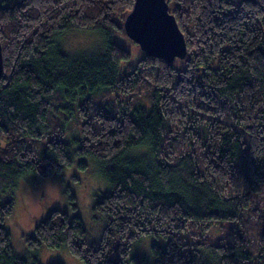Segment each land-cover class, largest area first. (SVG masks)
I'll return each mask as SVG.
<instances>
[{"label": "trees", "instance_id": "obj_1", "mask_svg": "<svg viewBox=\"0 0 264 264\" xmlns=\"http://www.w3.org/2000/svg\"><path fill=\"white\" fill-rule=\"evenodd\" d=\"M166 1L185 57L141 50L134 64L112 38L134 0L0 2V264H41V244L86 264H138L140 238L151 264H264V0ZM69 30L98 34L101 49L64 53ZM77 87L90 93L72 149L63 96ZM86 155L107 181L91 208L100 236L88 241L78 215L54 208L17 255L3 226L17 182L85 168Z\"/></svg>", "mask_w": 264, "mask_h": 264}, {"label": "rangeland", "instance_id": "obj_2", "mask_svg": "<svg viewBox=\"0 0 264 264\" xmlns=\"http://www.w3.org/2000/svg\"><path fill=\"white\" fill-rule=\"evenodd\" d=\"M10 1L13 0H0V2ZM112 38L114 42L129 51V64H134L141 56V49L127 36L123 29L116 31ZM80 39L89 40L92 45L91 49L70 53L65 48V44L69 41H79ZM56 42L62 46L61 50L64 53L71 56L94 54L101 45L98 34L77 30L64 32L58 36ZM123 70L125 67L120 66L119 73ZM88 93L90 92H83L81 87H77L72 96H63L67 106V110L64 111L67 118L64 122V132L61 138L72 149L75 147V139L78 137L76 128L77 105ZM92 93V96L99 94ZM141 104L148 109L147 101L142 100ZM55 105L56 103L52 99L50 110L53 113L55 111L52 108ZM4 143V137L0 136V145ZM82 160L86 163L85 168H79L74 162L50 176L40 177L28 174L17 182L16 188L9 195L12 198V214L3 222V226L10 236L12 249L17 255L28 256L31 246L27 244L26 237L33 232L36 221L44 218L54 208L66 212L68 216L78 215L86 230L88 241H95L100 236L101 223L97 219H93L91 208L96 195L107 189V181L100 173L99 164L91 156H83ZM254 204L260 209H264V190L256 195ZM149 244V238H140L134 242L131 252L137 255L139 261L141 260L138 264L152 263ZM34 254L41 264L51 262L86 264L79 257L72 255L65 246L50 248L41 244L36 247Z\"/></svg>", "mask_w": 264, "mask_h": 264}, {"label": "water", "instance_id": "obj_3", "mask_svg": "<svg viewBox=\"0 0 264 264\" xmlns=\"http://www.w3.org/2000/svg\"><path fill=\"white\" fill-rule=\"evenodd\" d=\"M122 29L144 55L172 61L186 55L184 35L166 0H134L123 20ZM0 45V75L2 69Z\"/></svg>", "mask_w": 264, "mask_h": 264}, {"label": "clouds", "instance_id": "obj_4", "mask_svg": "<svg viewBox=\"0 0 264 264\" xmlns=\"http://www.w3.org/2000/svg\"><path fill=\"white\" fill-rule=\"evenodd\" d=\"M92 45L87 39H80L79 41H69L65 44V48L70 52H77L83 50H90Z\"/></svg>", "mask_w": 264, "mask_h": 264}]
</instances>
